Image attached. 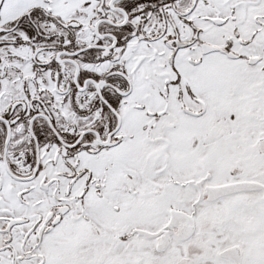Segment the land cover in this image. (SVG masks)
Here are the masks:
<instances>
[{"label":"snow or ice","instance_id":"obj_1","mask_svg":"<svg viewBox=\"0 0 264 264\" xmlns=\"http://www.w3.org/2000/svg\"><path fill=\"white\" fill-rule=\"evenodd\" d=\"M0 264H264V0H0Z\"/></svg>","mask_w":264,"mask_h":264}]
</instances>
